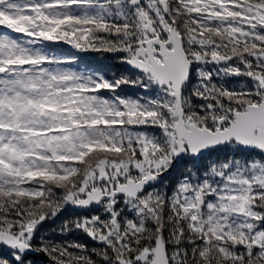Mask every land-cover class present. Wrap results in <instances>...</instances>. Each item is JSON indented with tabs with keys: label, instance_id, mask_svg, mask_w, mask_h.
Returning <instances> with one entry per match:
<instances>
[{
	"label": "snow or ice",
	"instance_id": "6c2138e0",
	"mask_svg": "<svg viewBox=\"0 0 264 264\" xmlns=\"http://www.w3.org/2000/svg\"><path fill=\"white\" fill-rule=\"evenodd\" d=\"M37 257L264 264V0H0V264Z\"/></svg>",
	"mask_w": 264,
	"mask_h": 264
},
{
	"label": "trees",
	"instance_id": "16d2710c",
	"mask_svg": "<svg viewBox=\"0 0 264 264\" xmlns=\"http://www.w3.org/2000/svg\"><path fill=\"white\" fill-rule=\"evenodd\" d=\"M54 50L57 51L61 55H72V54H75V55H77L78 57H81V58H85V55H86V54L79 53V52H77L74 49H71V47L67 46V45H60ZM87 58L88 59H96V60H102L103 59V57L96 56L95 54H88ZM105 63H107L111 67V72H116L118 67H119L117 61L107 60V61H105ZM60 222L61 221H57V224H59ZM36 260H37V264H40V262L43 260V258L42 257H37Z\"/></svg>",
	"mask_w": 264,
	"mask_h": 264
}]
</instances>
